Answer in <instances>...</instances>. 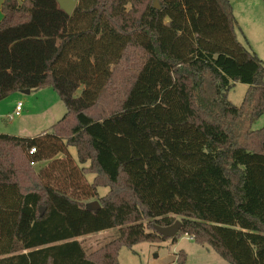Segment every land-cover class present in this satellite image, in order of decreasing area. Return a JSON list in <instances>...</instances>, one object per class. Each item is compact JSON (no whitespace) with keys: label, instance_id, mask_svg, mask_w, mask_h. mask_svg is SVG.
<instances>
[{"label":"trees","instance_id":"1","mask_svg":"<svg viewBox=\"0 0 264 264\" xmlns=\"http://www.w3.org/2000/svg\"><path fill=\"white\" fill-rule=\"evenodd\" d=\"M157 2L77 0L67 15L56 0L2 1L0 99L51 87L66 112L33 137L0 133V264H118L122 246L180 235L264 264V125L251 127L264 59L237 39L229 0ZM175 220L171 239L153 228ZM110 228L91 253L76 239Z\"/></svg>","mask_w":264,"mask_h":264},{"label":"rangeland","instance_id":"2","mask_svg":"<svg viewBox=\"0 0 264 264\" xmlns=\"http://www.w3.org/2000/svg\"><path fill=\"white\" fill-rule=\"evenodd\" d=\"M229 1L235 8V1ZM1 4L2 2L0 0V21L2 19ZM235 32L237 39L249 49V41L240 24L235 27ZM253 52L256 53V51ZM256 54L258 57L264 56V48L263 53L259 52ZM260 58L264 59V57ZM246 89L247 84L235 82L227 91V99L232 104L239 105ZM79 90L80 89H78L76 94L79 93ZM18 99L23 103L24 110L27 109V106H30L31 109L28 110L34 112L35 115L29 117L24 115L25 111H23L21 116L23 118L13 115L12 119H9L8 117L13 113L15 103ZM55 102L56 104L53 105ZM52 105L53 107H51L50 113H47L49 110H46L44 113L41 112V110H45ZM65 112L66 108L62 100L51 87L32 90L29 93L14 91L0 99V133L12 135H19L16 133H21L23 136H36L61 119ZM47 114H51V116L48 117L49 119H43ZM263 125L264 113L252 123L251 127L256 129ZM68 153L71 157L74 156L75 149L68 147ZM55 158L67 162L69 157H67L66 153H59ZM47 165L48 160H42L32 166L39 171V169H43ZM86 176L87 177L84 178L86 182L92 181L93 174H88ZM106 191V187L97 188L98 195H103ZM93 200H95V198L85 201V204ZM117 236L118 229L110 228L82 235L76 239L80 242L86 253H91ZM179 250H183L187 254L186 264H229L212 249L207 246L196 244L187 235H180L175 243H171V240H166L159 243L140 242L131 247L122 246L118 251L117 259L118 264H176L175 253Z\"/></svg>","mask_w":264,"mask_h":264},{"label":"crops","instance_id":"3","mask_svg":"<svg viewBox=\"0 0 264 264\" xmlns=\"http://www.w3.org/2000/svg\"><path fill=\"white\" fill-rule=\"evenodd\" d=\"M234 1H235V8L231 4L232 9H233V14L237 21V24L241 25V28L243 29L244 34L247 36V39L250 44L249 49L256 51V53H259V52L263 53V48H264V1L263 0H234ZM260 57H264V56H260ZM18 101L20 100L18 99L16 102ZM55 104L56 102L53 105ZM53 105L45 110H41V112L44 113L46 110H49L47 113H50V109L51 107H53ZM28 109H31V107L27 106V109L24 110L23 103H22V110L20 114L17 116L20 118H23L21 117L23 111H25L24 115H27L29 117L35 115L34 112H31ZM50 116L51 114H47L46 117H44L43 119H49L48 117ZM16 134H19L16 136H23V134L21 133H16ZM23 137H33V136H23Z\"/></svg>","mask_w":264,"mask_h":264},{"label":"water","instance_id":"4","mask_svg":"<svg viewBox=\"0 0 264 264\" xmlns=\"http://www.w3.org/2000/svg\"><path fill=\"white\" fill-rule=\"evenodd\" d=\"M58 6L60 9H62L67 15H70L74 9V7L77 4V0H56ZM153 6L155 8H158V2L157 0H154ZM21 92L23 93H29L30 90H21ZM85 208L89 209V210H96L99 208V203L97 200H93L90 202H87L85 204ZM43 212V208L40 209V214H42ZM181 227V222L179 220H175L171 225L168 226H157L154 225L153 228L154 230L162 235L165 238H173L174 236H176V234L179 232Z\"/></svg>","mask_w":264,"mask_h":264},{"label":"built area","instance_id":"5","mask_svg":"<svg viewBox=\"0 0 264 264\" xmlns=\"http://www.w3.org/2000/svg\"><path fill=\"white\" fill-rule=\"evenodd\" d=\"M21 110H22V102L18 101L15 104L13 113L8 118L12 119L13 115H19ZM34 150H35L34 148H30L29 149V153H33ZM34 164H35V162H33V161L30 162V165H34ZM189 238L192 239L191 237H189Z\"/></svg>","mask_w":264,"mask_h":264}]
</instances>
